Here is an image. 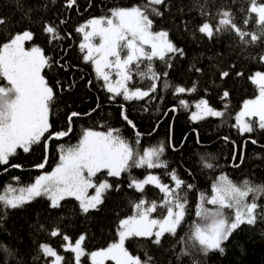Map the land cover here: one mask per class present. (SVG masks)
<instances>
[{
	"label": "snow or ice",
	"instance_id": "6c2138e0",
	"mask_svg": "<svg viewBox=\"0 0 264 264\" xmlns=\"http://www.w3.org/2000/svg\"><path fill=\"white\" fill-rule=\"evenodd\" d=\"M53 2L55 0H35L34 4L26 6L25 0H14L22 20L42 14V10ZM77 3L78 0H63V6L67 9H74ZM171 7H177V12L185 13L183 6H176L171 0H136L127 6L109 7L104 15L91 17L75 28V32L82 36L78 45L83 54L82 59L92 65L97 80L102 81L101 87L110 94L109 100L122 97L123 101L129 102L155 98L153 94L158 91V82L162 79L165 89L173 88V95L197 91L195 83L191 87L171 85L167 80L169 72H157L153 67V61L159 60L171 69L174 66L171 62L173 57L183 59L186 56L185 49L171 39L169 30L154 28L156 19L164 17ZM210 8H215V11ZM190 11H196L199 19V23H195L191 29L193 36L214 42L219 35L228 33L237 42L235 51L239 53L260 45L262 50L252 59L264 65V0H247L242 13V25L237 23L232 8L216 7L206 0H191ZM252 22L256 29L248 30ZM181 23L185 31L190 30L187 20ZM41 30L49 43L64 39L57 25L51 21L43 20ZM4 32L8 33L6 37ZM96 38L98 43L93 42ZM34 39L35 34L30 28L17 30L12 19L0 15V78L6 81L0 84V166H5V172L9 167L22 169L23 165L11 163V158L18 151L29 153L33 145L41 143L45 152L44 160L34 167L45 169L49 158V142L67 137L73 131L74 118L81 115L75 111L67 113L66 128L53 130L50 117L57 92L43 74L46 68L52 67L53 59L34 43ZM29 43L31 47L27 46ZM214 55L217 62L224 60L222 53ZM230 67L234 69L235 63ZM112 70L115 71L114 80ZM190 70L196 73L203 71L196 64ZM230 75L231 72L224 70L221 65L218 78L226 80ZM235 75L242 77L245 74L238 71ZM135 77L149 81L147 87H130ZM247 79L256 87L258 95L255 99L244 100L234 116L232 127L241 136L253 133L257 127L264 130V70L250 73ZM229 96V91L224 90L220 99L226 101ZM192 107L196 110L190 112L189 119L200 122L208 118H223L227 104L224 105L225 110H220L211 105L205 96ZM179 108L188 110L189 102L180 98L169 111L176 112ZM119 118L135 131L134 144L120 134L119 128L109 127L107 131L84 129L76 144L59 146L58 162L51 171L41 172L27 184L19 183L20 178L13 176L12 180L16 184L8 183L0 188V223L9 211L25 208L38 198L46 199L50 210L63 208L62 202L72 198L78 203L79 212L88 216L100 210L107 193L113 189L121 190L119 183L114 184L108 178L118 181L124 173L130 177L127 187L141 193V197L132 204V214L118 218L112 242L95 251L86 250L85 234L72 238L63 232L59 223L36 224L35 232L62 237V251L72 256L69 260L48 242H35L37 254L32 256L33 262L82 264V258L86 257L91 264H105L106 261H113L114 264H169L168 257H173L170 264H180L184 258L188 264H206L212 254L225 255L226 243L242 226L254 227L264 223V183H255L249 178L237 183L221 173L214 178L210 195L199 193L194 210L196 219L192 220L183 236L179 235L189 215L188 192L195 185L186 183L175 169L169 168L168 161L162 159L164 143L141 146L143 134L136 130V124L129 118L124 103L119 105ZM252 118L258 120L253 121ZM224 139L227 141L229 138ZM251 143L255 145L257 140L252 139ZM167 146L178 151L171 135ZM236 159L243 162L244 154L234 153L233 160ZM233 166L238 168L240 165ZM203 167L213 169L215 165L204 162ZM133 169H165L164 175L169 177L171 183L163 182L153 171H148L143 178L132 176ZM99 174H105L106 178L98 180ZM149 185L162 194L159 203L143 197ZM90 189L93 190L91 193ZM158 209H162L163 214L154 217L153 213ZM170 237L174 240H169ZM130 239L146 242L147 248L142 256L131 253L126 247ZM168 244L172 245L171 249L167 247ZM177 245L180 246L178 250ZM0 264L29 262L17 247L0 241Z\"/></svg>",
	"mask_w": 264,
	"mask_h": 264
},
{
	"label": "trees",
	"instance_id": "16d2710c",
	"mask_svg": "<svg viewBox=\"0 0 264 264\" xmlns=\"http://www.w3.org/2000/svg\"><path fill=\"white\" fill-rule=\"evenodd\" d=\"M135 2L136 0H78L74 9H67L63 6V0H55L49 3L47 9L42 10V14L35 15L30 20H22L14 0H0V15L12 19L17 30L30 28L35 34L34 43L41 46L46 55L53 59L52 67L46 68L43 72L49 84L57 92L56 104L50 117L53 130L66 128L67 113L72 111L81 113L74 118L73 131L67 137L49 142V158L45 169L34 167L44 160L43 143L33 145L29 153L18 151V154L11 158V163L21 164L23 168L9 167L5 172L3 171L5 166H0V188L8 183L16 184L12 180L13 176L20 178L19 183L27 184L42 171L51 169L57 163L59 146L76 144L84 129L107 131L109 127L119 128L120 134L134 144L135 131L119 118V105L124 103L129 118L136 124V130L143 134L141 146L164 143L165 153L162 159L167 160L169 168L175 169L186 183L195 185V188L188 192L189 215L179 231V235L183 236L192 220L196 219L194 210L199 193L210 195L211 184L216 176L223 173L237 183L246 178L255 183H264V130L257 127L253 133L241 136L237 129L232 127L234 116L243 101L256 95V87L248 81L247 76L254 71L264 70V65L252 59V56L257 55L262 49L260 45H256L239 53L235 51L238 47L237 42L228 33L219 35L214 42L193 36L191 29L194 28L195 23H199V19L196 11L189 12L191 0H171L176 6H183L185 13H179L177 7H171L164 17L156 19L154 28L169 30L171 39L185 49L186 56L183 59L173 57L171 62L174 66L171 69L159 60L153 61V67L157 72L168 71L167 80L171 85L191 87L195 83L197 91L191 94L173 95V88L165 89L162 79L158 82V91L153 94L155 98L129 102L123 101L122 97H117L114 101L109 100L110 94L101 87L102 81L97 80L92 65L86 64L82 59L83 54L78 47L82 36L75 32V28L91 17L104 15L109 7L127 6ZM206 2L216 7L232 8L237 23L242 25L244 19L242 13L247 6V0H206ZM34 3L35 0H25L26 6ZM210 10L214 12L215 8ZM43 20L56 24L64 39L49 43L48 37L41 30ZM61 20L65 23H59ZM182 20H187L190 30H184ZM255 29L256 25L252 22L248 30ZM7 34V32L3 33L5 37ZM214 53H222L224 60L217 62ZM56 61L59 63H55ZM232 63L236 65L234 69L230 67ZM193 64L201 67L203 71L196 73L190 70ZM221 65L224 70L231 72L226 80L218 78ZM238 71L244 72L245 75L237 77L235 73ZM3 83L6 81L0 78V84ZM148 83L149 81L135 77L129 86L146 88ZM224 90L230 93L226 101L220 99ZM205 96L211 105L220 110H225L224 105L227 104L225 116L208 118L200 122L191 121L189 114L194 109L192 105ZM180 98L188 101L190 108L188 110L179 108L176 112L169 111ZM93 109L96 111H92ZM86 113L88 115H85ZM252 119L255 121L254 118ZM170 135L178 151H173L167 146ZM224 137L229 139L226 141ZM198 139L199 143H197ZM252 139L257 140V144H252ZM234 153H243V162L239 159L233 160ZM204 162H211L215 167L213 169L203 167ZM234 164L240 166L237 168L233 166ZM148 171L159 175L163 182L171 183L169 177L164 175L165 169H133L131 175L143 178ZM105 178V174H99L97 177L98 180ZM129 178L128 173L122 174L118 181L115 178H108L114 184L119 183L121 190L113 189L107 193L105 203L100 210L88 216L79 212L78 203L72 198L62 202L63 208L56 210L48 209V202L44 198H38L25 208L11 210L0 223V241L17 247L29 264H44L43 261L33 262L31 259L37 254L35 242H48L71 260L72 254L61 249V244L64 243L62 237H50L47 233L34 231L38 223L54 222L59 223L63 232L72 238L85 234L87 237L85 248L88 252L104 248L115 238L118 218L131 215L132 204L141 197V193L127 187ZM161 196L159 190L150 185L146 186L143 193L145 199L156 200L158 203ZM162 214L163 210L158 209L153 216L159 217ZM169 240L174 238L170 237ZM171 246V244L167 245L169 249ZM126 247L131 253L142 256L147 244L142 239H130L126 242ZM179 247L176 246L177 250ZM225 247V255L212 254L206 264H264V223H258L254 227L242 226L232 235ZM160 258L164 259V256ZM172 260L173 257H168L169 264ZM82 261L83 264H88L86 257ZM180 264H188L187 259H182Z\"/></svg>",
	"mask_w": 264,
	"mask_h": 264
},
{
	"label": "rangeland",
	"instance_id": "374dc122",
	"mask_svg": "<svg viewBox=\"0 0 264 264\" xmlns=\"http://www.w3.org/2000/svg\"><path fill=\"white\" fill-rule=\"evenodd\" d=\"M94 43H98V38H96V39H94V41H93ZM28 47H31L32 46V44L31 43H29L28 45H27ZM112 78H113V80L115 79V71L114 70H112ZM258 95V90L256 89V95L254 96V97H252V98H250V99H255L256 98V96ZM195 104V103H194ZM242 107V106H241ZM241 107H240V109H241ZM239 109V110H240ZM196 109L194 108L192 111H195ZM238 110V111H239ZM190 115V114H189ZM245 119H247V118H245ZM255 119V121L256 120H258V118H254ZM58 157H59V155H58ZM57 162H58V160H57ZM56 165V164H55ZM55 165H53V167L55 166ZM52 167V168H53ZM52 168L51 169H49L48 171H51L52 170ZM41 170V169H40ZM43 172V171H42ZM41 174V173H40ZM93 190H89V192L91 193ZM83 259V258H82ZM88 259V258H87ZM107 263H111V264H114V262L113 261H106L105 262V264H107ZM82 264H83V261H82ZM88 264H91V261H90V259H88Z\"/></svg>",
	"mask_w": 264,
	"mask_h": 264
}]
</instances>
